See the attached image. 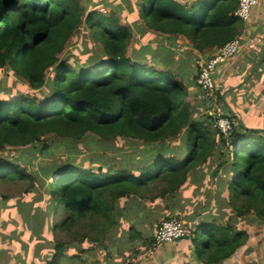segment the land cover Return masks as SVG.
<instances>
[{"label": "trees", "instance_id": "1", "mask_svg": "<svg viewBox=\"0 0 264 264\" xmlns=\"http://www.w3.org/2000/svg\"><path fill=\"white\" fill-rule=\"evenodd\" d=\"M177 1L0 0V72L40 90L9 96L0 89V153L20 151L0 157V185L28 180V188L48 197L46 210L37 205L30 220L39 233L48 225L49 264L74 250L81 260L99 250L106 261L111 246L130 261L146 257L161 222L171 219L183 222V240L201 264H221L248 241L241 223L264 225V133L239 125L220 108L223 96L215 102L198 88V64L197 74L173 68L172 57L184 46L194 58L192 51H217L242 35L244 25L234 17L238 0ZM104 5L112 13L95 11ZM83 24L100 43L98 54L84 63L61 60ZM150 34L162 55L150 45L130 51ZM194 90L201 103L189 98ZM214 108L234 125L227 137L215 127ZM85 139L127 147L116 156L95 154L89 165L70 153L46 166L56 140L76 142L83 152L78 144ZM213 158V204L204 214L180 194Z\"/></svg>", "mask_w": 264, "mask_h": 264}, {"label": "rangeland", "instance_id": "2", "mask_svg": "<svg viewBox=\"0 0 264 264\" xmlns=\"http://www.w3.org/2000/svg\"><path fill=\"white\" fill-rule=\"evenodd\" d=\"M111 1L112 0H108V3ZM177 2L181 1L179 0ZM100 7L95 9V11L101 10L105 13H112L111 8H108L107 5H104L102 8ZM156 42V36L151 34L147 35L145 38L137 39L133 42L130 51L132 49L138 50L142 45H150L155 49L157 55H162V50H157V48L161 47L160 45L156 46ZM100 46V43L94 40L88 28L83 24L79 33L76 34L66 46L60 59L69 58L74 62L84 63L90 54H98ZM187 52V50H178L177 54L172 57L173 62L177 66L175 67V65H173V68H179V70H187L197 74L196 62L198 58H192L191 54ZM190 59L193 61H189ZM48 77L52 78V74H48ZM0 89L4 90L3 92H6L9 96H11L12 93H22L26 96H38L40 92V90H31L26 81L20 80L12 73H7L6 71L0 72ZM194 92L195 91L190 92L191 95H189L192 102L195 98V96L192 95ZM88 141L89 139H85L82 143H79L78 145L84 148L83 152H77L75 150L77 145L76 142L67 141L63 143L60 140H56L53 156L44 160L46 166H50L51 162H60L61 160L67 159L70 153L77 154L78 162H81L83 165H89V160H92L95 154H99L101 158L112 154L116 156L127 147V143L124 142L117 143L114 147H111L105 146V144L99 142L97 139ZM105 147L108 150L104 149ZM19 152L18 150L5 149L1 151L0 157L9 158L10 155H18ZM86 157L89 158L86 159ZM118 162V160H114V168L116 169L119 165ZM38 163L39 160H36L33 166L36 167ZM217 164L218 161L216 158L211 159L181 190L180 198L183 197V201H189L191 198L192 201L198 204L199 208H204V214L211 212L210 207L211 204H213V198L210 197V194L215 190L216 177L213 176V172ZM28 168L31 169L33 167L29 165ZM29 184L30 182L27 180L9 185H0V264H49L48 259L54 255L53 237L48 230V225L45 226L43 233H39L35 221L30 220V214L36 212L37 205L41 208V211L46 210L45 204L47 203L48 197L46 195L42 197L41 193L36 191L35 193L33 189L28 188ZM39 198H41L40 201ZM124 206L126 207L127 205ZM54 219L56 220L58 217L54 216ZM47 222L48 220L45 221V223ZM37 238H40V240H37ZM60 240L65 241L66 238L63 237ZM112 240L114 241V236ZM135 245L136 244H134L133 247ZM106 251L110 254V258L107 262L114 261V258L129 262L128 264L135 263L136 260H139L131 255L135 260L130 261V259H127L128 257L114 253V246L107 248ZM115 251L117 252V247H115ZM76 253L75 250L70 251L67 255H64V258H58L53 264H94V261L99 264H105L104 259L106 257L100 254L99 250H97V252H92L91 255L89 251H87V253H85L87 259L85 258L83 260L79 257L81 255L80 253L79 256L72 257V255Z\"/></svg>", "mask_w": 264, "mask_h": 264}, {"label": "crops", "instance_id": "3", "mask_svg": "<svg viewBox=\"0 0 264 264\" xmlns=\"http://www.w3.org/2000/svg\"><path fill=\"white\" fill-rule=\"evenodd\" d=\"M240 22L244 25L242 35L237 37L242 40L241 48L232 60L217 67L213 72L215 83L213 98L216 102L217 96H223V102H219L220 108L225 113L232 111L233 116L238 117L239 125L264 133V55L258 64L264 46V0H260L247 22L241 20ZM180 40L182 44L187 42L185 39ZM188 49L184 46V50ZM192 52L194 56H200L197 61L200 65L213 55L215 50L203 54ZM196 93L199 96L192 94L195 96L193 103H201V92ZM214 111L216 112L215 108ZM239 228L246 231L248 241L232 258L221 264H264V225L253 224L248 227L241 223ZM155 248L134 264H201L196 257L195 249L185 239L174 244H155ZM105 264L114 262L106 260Z\"/></svg>", "mask_w": 264, "mask_h": 264}, {"label": "built area", "instance_id": "4", "mask_svg": "<svg viewBox=\"0 0 264 264\" xmlns=\"http://www.w3.org/2000/svg\"><path fill=\"white\" fill-rule=\"evenodd\" d=\"M260 0H238V8L234 12V17L243 22H247L255 7L258 6ZM241 38H236L226 44L220 50L215 51L208 60L199 65V73L197 86L200 90L214 94L215 83L213 72L217 67L225 65L233 59L241 48ZM210 115L216 118V129L223 136L227 137L233 132L234 125L228 118L223 117L220 113L212 112ZM186 230L184 224L179 219H171L161 222L155 234V244H174L185 238Z\"/></svg>", "mask_w": 264, "mask_h": 264}, {"label": "water", "instance_id": "5", "mask_svg": "<svg viewBox=\"0 0 264 264\" xmlns=\"http://www.w3.org/2000/svg\"><path fill=\"white\" fill-rule=\"evenodd\" d=\"M263 55H264V46L260 52L258 64L262 61Z\"/></svg>", "mask_w": 264, "mask_h": 264}, {"label": "clouds", "instance_id": "6", "mask_svg": "<svg viewBox=\"0 0 264 264\" xmlns=\"http://www.w3.org/2000/svg\"><path fill=\"white\" fill-rule=\"evenodd\" d=\"M210 57V56H209ZM212 112H215V111H211L210 113H212ZM218 113V112H217Z\"/></svg>", "mask_w": 264, "mask_h": 264}]
</instances>
